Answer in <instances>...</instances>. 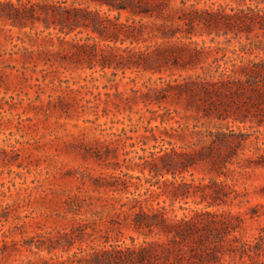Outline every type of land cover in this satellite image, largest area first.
Here are the masks:
<instances>
[{
	"label": "rangeland",
	"instance_id": "rangeland-1",
	"mask_svg": "<svg viewBox=\"0 0 264 264\" xmlns=\"http://www.w3.org/2000/svg\"><path fill=\"white\" fill-rule=\"evenodd\" d=\"M157 206L208 240L130 222ZM157 238L154 264H264V0H0V264Z\"/></svg>",
	"mask_w": 264,
	"mask_h": 264
},
{
	"label": "trees",
	"instance_id": "trees-1",
	"mask_svg": "<svg viewBox=\"0 0 264 264\" xmlns=\"http://www.w3.org/2000/svg\"><path fill=\"white\" fill-rule=\"evenodd\" d=\"M242 12L241 9L234 10L233 13H225L222 14L221 17L228 18L231 16H235L240 18L242 15L239 14ZM208 18L205 17L204 21L208 22L209 17H216V13L207 12ZM121 27L126 30H132L133 25L131 24H120ZM127 35V34H126ZM80 44L79 46H81ZM178 51L183 52L186 49L184 46L177 47ZM196 48L189 49V52H193V55H196L198 52ZM105 57V56H102ZM101 66L108 65L109 62H106L103 58L101 60ZM111 184V183H110ZM196 216L203 214L200 211H194ZM131 223L134 227H145L148 231L155 230L159 234H163L168 242H181L185 239H195L198 244L203 243L205 240H208V233L211 230L210 224L203 223L201 225L198 224L197 220L190 216L188 218L184 217H169L164 214L160 207H150L148 210L143 208H139L137 211H134L131 215ZM144 233H147L144 231ZM165 241H160V239H151L146 240L142 239L137 244L133 245H123L117 248H113L112 250H93L90 254L93 258L97 260H101L102 264H109V262H113V264H154V260L158 257V254L155 252V246H160L168 251V246H166ZM166 255L170 253H165ZM76 252L74 253V256ZM83 256H79V260H81ZM160 264V263H155Z\"/></svg>",
	"mask_w": 264,
	"mask_h": 264
}]
</instances>
